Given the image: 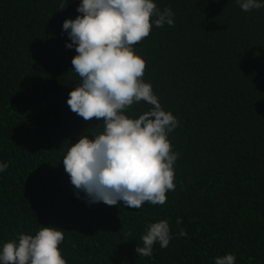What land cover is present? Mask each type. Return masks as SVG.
<instances>
[{"label": "trees", "instance_id": "trees-1", "mask_svg": "<svg viewBox=\"0 0 264 264\" xmlns=\"http://www.w3.org/2000/svg\"><path fill=\"white\" fill-rule=\"evenodd\" d=\"M79 2L0 0V244L53 226L66 264H214L226 253L264 264V7L154 0L173 25L153 24L133 49L141 79L178 122L168 134L175 188L164 204L135 209L88 202L64 169L70 144L104 130L103 118L85 121L66 102L80 77L62 23L82 15ZM152 107L141 100L124 112ZM162 219L168 246L137 254Z\"/></svg>", "mask_w": 264, "mask_h": 264}, {"label": "clouds", "instance_id": "clouds-1", "mask_svg": "<svg viewBox=\"0 0 264 264\" xmlns=\"http://www.w3.org/2000/svg\"><path fill=\"white\" fill-rule=\"evenodd\" d=\"M236 2L243 11L264 7V0ZM76 11L82 15L62 23L71 41L65 46L76 52L73 71L80 77L66 102L85 121L103 118L104 130L70 144L62 158L65 172L90 203L122 201L135 209L145 202L164 204L166 192L175 188L177 154L168 134L178 122L141 79L145 61L133 45L149 35L153 24L173 25V13L169 8L160 12L154 0H80ZM141 100L153 107L138 118L126 116L124 110ZM6 168L0 163V172ZM179 235L186 233L181 229ZM171 238L167 220L150 223L141 237L143 246L135 251L150 256L154 244L166 248ZM63 239V230L53 226L19 234L0 244V264H66L58 248ZM235 259L226 253L214 264H235Z\"/></svg>", "mask_w": 264, "mask_h": 264}]
</instances>
